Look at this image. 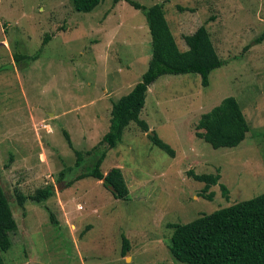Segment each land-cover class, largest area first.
<instances>
[{"label": "rangeland", "instance_id": "1", "mask_svg": "<svg viewBox=\"0 0 264 264\" xmlns=\"http://www.w3.org/2000/svg\"><path fill=\"white\" fill-rule=\"evenodd\" d=\"M163 3L179 50L186 49L182 36L204 25L222 63L205 86L198 74L185 73L161 75L147 87L138 117L173 155L129 122L100 164L102 173H122L128 193L115 199L102 180H63L85 169L84 156L73 164L74 150L97 143L112 102L147 67L143 14L123 0H100L88 12L75 11L70 0H0V186L15 221L10 246L0 251L5 264H185L168 251L167 223L264 192V0ZM14 54L24 57L15 61ZM226 96L238 102L248 131L234 147L212 148L195 135V124ZM188 170L218 174V181L204 191ZM46 186L52 194L43 201L17 204L15 193Z\"/></svg>", "mask_w": 264, "mask_h": 264}, {"label": "trees", "instance_id": "2", "mask_svg": "<svg viewBox=\"0 0 264 264\" xmlns=\"http://www.w3.org/2000/svg\"><path fill=\"white\" fill-rule=\"evenodd\" d=\"M75 11L88 12L100 0H70ZM119 0H112L113 3ZM144 16L150 36V55L146 69L140 78L124 94L120 95L110 107V117L107 131L95 145L86 151L74 150V165H80L83 156L88 159L84 170H79L71 179H65L69 185L82 177H92L102 180V185L109 189L115 199H125L128 189L122 173L118 167H111L104 174L100 164L108 149L115 146L120 139L122 130L129 122H134L142 131H146L152 144L163 149L168 155L173 150L164 143L153 130H148L147 123L138 117L144 104L147 87L161 75L196 73L200 77V84H207L209 72L222 62L218 58L210 36L204 25H199L191 33L184 34L182 40L185 50H179L168 27L162 11L163 0L144 6L134 0H123ZM47 37L43 38V41ZM262 34L254 39L259 42ZM245 45L243 49H246ZM39 51V50H38ZM38 51L27 60L36 57ZM24 56L14 54L13 59L18 61ZM248 131L247 122L242 114L238 102L232 96L222 98L218 104L208 111L201 113L195 124V135L209 144L212 148L234 147L239 144ZM67 143L71 146L66 133ZM64 167L58 172V179H62ZM188 175L194 180L203 182L205 191L209 185L218 181V174H196L191 170ZM62 181V180H61ZM222 194L226 187L219 183ZM52 194V188L46 186L37 188L31 195L15 193V200L22 206L26 199L40 202ZM208 199L210 194L206 196ZM49 220L57 224L51 211H48ZM171 234L168 251L170 255L185 264H264V192L251 198L239 200L221 206L210 213L201 214L185 223H167ZM15 228L8 200L0 186V251L10 246L8 233ZM128 250L127 239L122 237L120 251L124 254ZM0 264H5L0 256ZM29 264V263H20Z\"/></svg>", "mask_w": 264, "mask_h": 264}, {"label": "crops", "instance_id": "3", "mask_svg": "<svg viewBox=\"0 0 264 264\" xmlns=\"http://www.w3.org/2000/svg\"><path fill=\"white\" fill-rule=\"evenodd\" d=\"M132 86V85H131ZM105 172H103V174H104Z\"/></svg>", "mask_w": 264, "mask_h": 264}]
</instances>
